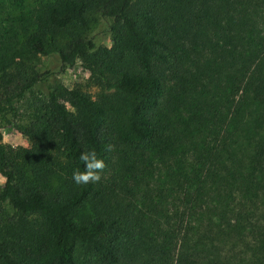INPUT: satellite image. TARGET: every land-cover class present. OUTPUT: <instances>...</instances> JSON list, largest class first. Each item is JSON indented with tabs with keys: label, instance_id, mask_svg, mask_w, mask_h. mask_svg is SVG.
<instances>
[{
	"label": "trees",
	"instance_id": "obj_1",
	"mask_svg": "<svg viewBox=\"0 0 264 264\" xmlns=\"http://www.w3.org/2000/svg\"><path fill=\"white\" fill-rule=\"evenodd\" d=\"M38 13L0 38V264H264V0H46ZM98 19L111 46L90 34ZM193 54L199 76L180 90L205 110L157 147L163 65L189 73ZM77 64L95 94L60 80ZM3 127L30 145L2 142ZM122 148L158 157L159 191L182 193L174 215L128 221L98 207V183L73 181L82 151L105 171Z\"/></svg>",
	"mask_w": 264,
	"mask_h": 264
},
{
	"label": "rangeland",
	"instance_id": "obj_2",
	"mask_svg": "<svg viewBox=\"0 0 264 264\" xmlns=\"http://www.w3.org/2000/svg\"><path fill=\"white\" fill-rule=\"evenodd\" d=\"M46 0H0V38H5L6 30L9 27H15L19 18L24 17L26 20L28 16H39V9ZM135 1V0H133ZM17 23V24H16ZM109 20L98 19L91 25V35L95 40L105 46H111V38L108 34ZM194 55V54H193ZM195 58L185 63L189 69V73H183V67H178L177 63L174 66L171 64H164L163 69L166 72L167 81V93L161 102V116L169 123V127L165 130L162 140L157 143V147H161L163 142L177 141L179 138L181 142L184 141L183 135L185 134L187 127V121L194 120L195 110L204 111L205 105L184 94L180 89L183 84V80L191 77L199 76L198 64L194 62L198 59ZM191 58V56H190ZM213 61V60H212ZM203 62H209L208 55L204 57ZM211 62V61H210ZM48 64L47 57H40L38 69H41ZM54 65V62H53ZM180 74V78L178 75ZM182 76V77H181ZM219 76H223L220 74ZM62 83L69 88L74 86H80L84 91L95 94L98 91V87L89 81V73L79 64L66 69L59 75ZM212 79H207V88L210 91L221 90V85L217 82L212 83ZM213 92V91H212ZM214 93V92H213ZM203 114V113H202ZM3 121L0 118V125ZM190 129H195L192 125ZM2 142L15 147H25L24 145H30V141L27 137L23 136L14 128H1ZM200 135L196 132L193 136L194 141ZM149 152V150H148ZM152 157V166L148 164L150 161L149 153L142 154L141 150L134 151L128 148H122L120 152L115 155L114 164L109 169L103 171L102 179L98 182L99 197L98 200L102 202L98 207L109 212L114 216H124L126 220L133 218L134 215L145 218L143 211L147 207L156 206L157 210L161 212L168 211V214L174 215L175 205L178 199L181 197V191L175 188L172 194L159 191V188L163 184V179L159 176L161 171L160 164L155 158H158L150 152ZM157 154V153H154ZM138 159L140 164L134 166V161ZM132 161V166L130 163ZM145 164L150 169L146 170ZM129 166L131 169H129ZM153 167V168H152ZM3 177L0 175V184ZM170 180L167 183V189L170 188ZM168 197V200H167ZM157 206H161L166 210L159 209ZM159 212V213H160ZM155 217L158 218V214ZM177 216L170 217L168 222H174L177 220ZM159 219V218H158Z\"/></svg>",
	"mask_w": 264,
	"mask_h": 264
},
{
	"label": "clouds",
	"instance_id": "obj_3",
	"mask_svg": "<svg viewBox=\"0 0 264 264\" xmlns=\"http://www.w3.org/2000/svg\"><path fill=\"white\" fill-rule=\"evenodd\" d=\"M24 146L28 147L27 144ZM13 147H15V145H13ZM112 148V145H108L106 147V151H112ZM79 159L83 162V170L79 168L73 170V181L77 185L98 183L102 179L101 174L106 167L105 160L98 156L94 149L82 151L80 153Z\"/></svg>",
	"mask_w": 264,
	"mask_h": 264
},
{
	"label": "crops",
	"instance_id": "obj_4",
	"mask_svg": "<svg viewBox=\"0 0 264 264\" xmlns=\"http://www.w3.org/2000/svg\"><path fill=\"white\" fill-rule=\"evenodd\" d=\"M2 182H3V180H2ZM2 182H1V183H2Z\"/></svg>",
	"mask_w": 264,
	"mask_h": 264
}]
</instances>
